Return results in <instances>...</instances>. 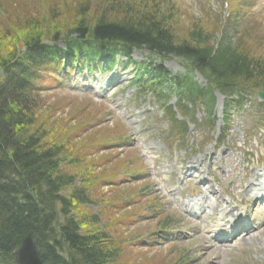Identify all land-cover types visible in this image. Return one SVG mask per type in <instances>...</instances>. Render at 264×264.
<instances>
[{
	"label": "trees",
	"instance_id": "trees-1",
	"mask_svg": "<svg viewBox=\"0 0 264 264\" xmlns=\"http://www.w3.org/2000/svg\"><path fill=\"white\" fill-rule=\"evenodd\" d=\"M121 2L107 1L99 15L82 6L67 28L54 26L50 33L55 40L65 32L84 39L120 40L163 52L177 51L202 65L241 64L234 55L213 53L198 34L176 41L172 29L156 13L133 10ZM51 9L55 14L56 9ZM121 9V16L114 15ZM125 12L131 13L132 19ZM43 25L50 27L46 19ZM32 29L13 39L28 49L22 56L24 67L35 64L30 53H40L41 41L49 34L44 31L28 38ZM14 57H0V70ZM19 77L0 86V264H118L120 250L106 230L95 227L99 218L82 213L88 204V191L75 186L76 177L60 168L62 160L86 148L87 141L69 136L70 126H58L61 119L43 109L24 84V76ZM88 151L87 147L85 154ZM81 157L71 161L79 164ZM73 209L78 217L71 216ZM82 228L90 231L82 234Z\"/></svg>",
	"mask_w": 264,
	"mask_h": 264
},
{
	"label": "rangeland",
	"instance_id": "rangeland-1",
	"mask_svg": "<svg viewBox=\"0 0 264 264\" xmlns=\"http://www.w3.org/2000/svg\"><path fill=\"white\" fill-rule=\"evenodd\" d=\"M62 1H65V4L62 3ZM85 1L86 0H54V3H55L54 5V3H51L49 0L47 2V5L50 7L46 10L45 8L44 9L37 8V5L42 6V4L45 3V1L43 0H2V3L5 6L4 9L6 10L7 15L4 16V19L2 17L0 21V57L4 56L6 58H10L12 55L17 54L19 51L18 50L19 42H15L13 39L15 38L17 33L22 32V34L25 35L26 31L24 30H30L31 26L32 28H34L32 29L34 31L30 33L27 32L29 33V35L27 36L28 38H30L34 34L41 36L44 34V31H46V33L47 32L50 33L51 32L50 28L54 26L60 27V28H63V27L66 28L69 22L73 21L75 18L74 16H75V13L77 12L76 10L78 9L77 4H80ZM94 1L95 0H91L88 6L90 10L92 11L91 14L94 12L99 15L104 9V4L108 0H103L102 2H100L99 0H96L95 2ZM52 6L57 10L56 11L53 9L55 14H51ZM122 11H119V12L117 11L116 13H114V15L121 16ZM48 13H50L54 17V19L57 20L56 22H53V23L51 22V20H49L48 22H49L50 27H46V25H43V20ZM125 13L127 15V18L132 19L131 13L129 12H125ZM33 23L36 24L37 26H33L32 25ZM178 23L179 24L178 25L176 24L175 28H173V31H175L178 34H183V31H184L183 26H182L183 24L180 22ZM58 93L59 92L54 93V94L42 95L41 102L42 104L45 103L47 106L51 105L53 108H55V111L61 115L60 119L62 120L59 122L58 126H68L67 124L72 125L70 119L68 118H73L76 114H78L79 110L83 108L84 106H86L85 105L86 100L78 99L72 96H68V95L60 94V93L58 94ZM65 108L70 109L71 112L66 115L63 114L66 112L65 110H63ZM54 119L55 118H52V120ZM55 128L57 127L55 126ZM66 133L67 132H65L64 134L66 135ZM99 139L101 140V138ZM61 141L64 142V139H61ZM135 158L136 157H132V155H130L129 159L131 160ZM66 162L67 161H65L64 164L62 165V167L66 169L64 171H66L67 173L76 175V177H79L78 179L81 180L82 178L79 176L78 173L85 176V174L90 172V170L84 171L85 167L92 168L93 164H99L100 161H97L96 157L87 158L84 163L85 167L83 166L81 170L79 168H75L74 166H67ZM92 169H93L94 175H91L92 173H89L90 176H88L87 178L88 180L91 178V176H93L92 179H94V176H95L100 179V183H101V181H104L103 180L104 178H109L113 174H116L117 175L116 180L119 182L122 181L121 187L118 189V191L115 192L114 194L107 195L106 200L108 199L110 200L123 199L124 200L129 195H132L138 192L140 188L145 185L144 183L132 185L129 182H127V180H125L123 173L117 169L116 163L108 164L107 168L98 167L95 170V168L93 167ZM92 181H93L92 186L95 183H96L95 185L98 184L97 181L96 182L95 180H92ZM108 189L109 188H102L104 192H106ZM104 206L108 207L106 205ZM85 209L89 211L91 214H93V212L96 211V209L92 207H87ZM137 209L138 207L136 208V210ZM74 212L76 213L75 210ZM115 220L117 222H122L125 220V216L123 215L116 216L115 214L104 215L105 224L106 223L108 224L109 221H112L115 223ZM147 224L148 223L143 222L141 225H138V227L127 230L124 224L120 225L118 228H115L117 227V224L113 226L112 223H110L109 226L112 229L110 230L112 233L111 237L114 238L116 242L122 243L123 238H131V237H135V236L142 234L144 232V229L142 226H145ZM258 245H261L262 247L257 248ZM237 247L240 250L245 251L246 254L247 252L249 253L251 258L248 260H253L255 264H264V235H262V239H258L252 242H251V239L245 240L239 243ZM198 248H200V245ZM135 250H138L139 255H134L133 258L129 260L131 264H135V263H138V264H167V263L173 264V261L171 260V256L167 254L166 252H163V251L146 252L142 249H135ZM197 251L198 250H196L195 256H200L199 258L202 259V254L198 253ZM232 253L233 252L229 254V252H226L223 250H220V251L214 250L213 257L217 258L219 262L226 263V259H228ZM235 259L239 261L241 258H238V256L236 255ZM202 260H204V262H201V263L195 262V264H212L213 263V259L211 255ZM165 261L167 262L163 263ZM215 264H217L216 261H215Z\"/></svg>",
	"mask_w": 264,
	"mask_h": 264
}]
</instances>
